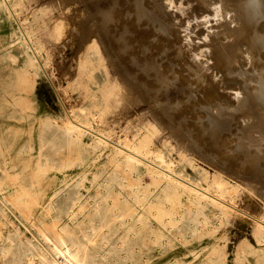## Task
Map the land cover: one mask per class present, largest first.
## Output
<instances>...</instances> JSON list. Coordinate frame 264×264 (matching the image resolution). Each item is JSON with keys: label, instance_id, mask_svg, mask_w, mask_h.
Listing matches in <instances>:
<instances>
[{"label": "rangeland", "instance_id": "rangeland-1", "mask_svg": "<svg viewBox=\"0 0 264 264\" xmlns=\"http://www.w3.org/2000/svg\"><path fill=\"white\" fill-rule=\"evenodd\" d=\"M12 2L16 19L0 11V72L10 74L15 84L28 55L23 51L20 21L39 40L43 69L33 68L28 93L32 108L21 106L12 112L11 107L6 114L0 109V264H14L23 251L34 253L39 264L38 252L48 250L42 228L55 220L69 225L72 236L63 231L68 239L88 244L92 253H105L106 264H178L179 257L188 264H202L212 250L222 253L225 264H235L237 256H244L248 240L264 254V239L258 240L253 232L254 217L264 218V166L259 169L264 141L247 142L242 152L237 143L243 130L264 138V126L260 127L264 56L255 64L249 51L242 49L246 44L233 41L242 32L233 0ZM221 43L233 45L234 69L232 61L227 64L213 57ZM240 46L247 54L240 53ZM92 47L100 52L95 60L100 57L102 64L93 70V80L85 72ZM242 86L246 94L251 88L259 95L257 105L245 101ZM104 93L108 104L102 112L94 102ZM61 101L115 142H137L149 132V150L161 151L175 169L195 179L207 175L204 184L218 175L228 189L227 201L240 211L219 212L214 206L203 210L190 205L186 196L178 200L154 184L145 165L134 169L124 162L116 165L121 157L116 146L96 147L88 132L73 141L63 128L68 113ZM11 112L16 117H7ZM215 116L223 117L219 130L213 124ZM213 125L217 131L209 128ZM95 204H100L99 211ZM23 205L32 207L30 218ZM162 212L166 225L160 221ZM146 215L166 231L160 242L155 236L150 256L141 232ZM247 256L256 258L252 253Z\"/></svg>", "mask_w": 264, "mask_h": 264}, {"label": "bare ground", "instance_id": "bare-ground-1", "mask_svg": "<svg viewBox=\"0 0 264 264\" xmlns=\"http://www.w3.org/2000/svg\"><path fill=\"white\" fill-rule=\"evenodd\" d=\"M233 3H234V10L236 11V12H234V11L233 12H234L235 16H237V18H238L237 24L239 25V27L242 30V32L240 34H238L236 36V38L233 39V41H236L239 44L240 43L246 44V46H244L245 48H242V49L243 50L246 49V50H244L245 52H247V50H248L249 53L248 54L247 53H243L244 51L241 49V46H240V53L247 54V56L252 57L253 58L252 61L254 62V60H255V64H256V63H258V62H256L257 59L263 58V56H264V0H233ZM89 5L91 6V4H89ZM15 6L16 5H15V3L12 2V0H0V11L5 10L9 15H11L12 17L14 16L15 19H16L17 16H16L15 8H14ZM195 11H197V10H195ZM21 23L22 22L20 21L21 39L23 40V43H24V46H23L24 50L23 51L27 52L28 55L26 56V58L24 60V64L19 69L20 70L19 76H18L17 80L15 81V84H14V82L11 81L12 79H11V75L10 74L9 75H4V74H1V72H0V109H1V112L3 114H6L8 112V110H11L10 109L11 107H12V112H15L21 106L23 108H28V107L32 108V104H33L32 101L33 100H32V98L30 96H28V93H29V90H31L30 83H31V77L34 74L33 73V68L36 67L37 69H39V68L43 69V65L40 62V60L38 59V46H40V45L37 42L39 40L37 39L38 41H36V38H35L34 34L30 30L25 29L23 27V24L21 25ZM91 46H93V45H91ZM95 47H97V46L95 45ZM39 51H40V49H39ZM30 52H32V53H30ZM97 52H98L97 48L96 49L93 48L92 51H91V55L88 56L86 58V60H85V72H86L87 76L90 77V79L94 78L93 70L97 67V65L99 66V64L101 62V60L99 62L100 57H99V59L95 60V55L96 56L98 55ZM250 52H251V54H250ZM98 53H100V52H98ZM212 54H213V57L218 58V59H223L227 64H229L232 61L231 62V66L233 67L232 69H234V65L236 66V64H235L236 62L234 61L233 57L236 58V59H237V57L234 56L233 45H231L229 43H221L217 47V49H215L213 51ZM244 58H246V56L245 57L243 56L242 59H244ZM239 59L237 61H239ZM247 60L249 62V59H247ZM263 60H264V58L262 59V61ZM262 61H260V62H262ZM250 63H252V62L250 61ZM262 63H263L262 64V68H264L263 67L264 62H262ZM255 64H253V65H255ZM100 65H102V64H100ZM240 68H242V66H240ZM259 68H260V66H259ZM236 70H238V68ZM260 71H264V70H260ZM258 74H260V73H258ZM252 75H254V74H252ZM248 76H249V73H248ZM256 78L258 80V78H260V76L259 77H255V79ZM240 79L241 78L239 77V80ZM91 80H93V79H91ZM242 80H241V85H243L242 84V82H243ZM109 82H111V80ZM247 82H249V81H247ZM105 83H107V82H105ZM107 84H108V86L111 85V83L110 84L107 83ZM244 85H247V84H244ZM254 85L251 88H253ZM263 85H264V82H263ZM85 86H87V85H85ZM242 87L244 88V86H242ZM81 88H82V86H81ZM251 88L248 89V93L247 94H246V90L247 89L244 88L245 89L244 93L247 96V99L245 101L246 102L250 101L253 104L257 105L255 102L260 97L256 93L251 92L250 91ZM255 88L256 87H254V89ZM83 89L84 90H82V89L81 90L84 92L85 91V87H83ZM260 91H261L260 96H262L261 99H263V101H264V86H263V88ZM86 92H88V91H86ZM207 95L208 94H206V96ZM201 96H202V94H201ZM107 100H108L107 95L104 93V94L101 95L99 100L94 102V104L97 105V107H99L101 111H102V109H104V111H105V108L107 107V104H108ZM245 101H243V102H245ZM259 101H260V99H259ZM259 103H261V102H259ZM262 104H264V102ZM61 105L63 106V108L66 109V111L68 113V119H67L68 121H66V123L63 124V128L66 131V134L68 135V137L70 139H73V141H80L81 134H83L85 132H88V133H90L93 136V140L95 141V143L93 141L92 142L94 143V145L96 147H99V145L109 144V143H112V144H114L116 146V148L121 153V157H119L120 159L117 160L116 165H120L121 162H124L125 164L128 165V167L130 169L131 168L132 169L137 168L141 164L145 165L146 166V170L150 174V176H151L150 178H152L154 184L155 183L160 184L162 187H164L165 190H167L168 192H171L175 197H177L178 200H179V198L181 196H186L187 200L190 201V205H195V206H197V207H199V208H201L203 210L210 209L209 208L210 206H214L215 209L219 210V212L220 211L223 212L222 210H227V209H230V208L232 210L240 211L236 207V205H234L231 202L227 201L226 192L228 191V189H227V187H225L224 181L221 180V178L218 175H214V178L209 183L204 184L202 180L203 179H207V175H205V174L202 175L201 174V178L195 179V178L191 177L189 174L185 173L183 170L175 169L174 166H173V162L167 160L165 158L164 154L161 151H159L157 153H154L153 151L149 150L147 148V146H146V145H148V143H149V141L151 139V137H150L151 134L149 132H147L143 136H141L137 142H128V141H126V142L125 141H122V142H118L117 141V142H115L106 133L100 132L99 130L97 131V129L95 130L94 128H92L88 120H86L85 118L81 119L78 116H76L75 114H73V112L68 110V108L65 106L64 102L61 101ZM263 106L264 105H262L261 107L263 108ZM261 109H260V111H261ZM263 110H264V108H263ZM18 111H20V110H18ZM106 111H107V109H106ZM249 111H251V110H249ZM260 111H258L259 112L258 114H260ZM12 112H11V114L7 115V117H16L15 115H13ZM81 112H82V110H81ZM92 117H94V116H92ZM215 117H217L215 119H217V121H219V122L214 120L213 124H215L216 126L215 125L209 126V128L215 126L216 129L219 130L220 128H222V125L224 124V123L221 122V120H223V117L222 116H219V117L215 116ZM263 119H262V122L260 124H262V123L264 124V120ZM258 126H260V125H258ZM262 126H264V125H261L260 127H262ZM215 127L213 129H215ZM227 127H228V125H227ZM239 127H241V126H239ZM64 130H63V132H64ZM224 130H226V129H224ZM248 131L246 132V134L245 133L243 134V132H245V131L243 130V132H242V131L239 130V132H242V135H240V137L238 138L239 141L236 140L238 145H240L239 149H241V148L245 149L244 145L247 142H254L255 143V142L260 140L259 142L261 143V142L264 141V138L262 136H259L258 135L259 133L257 134L256 131H254V132H253V130H252V132H248ZM262 131H263V129H262ZM209 133H213V131L212 132L210 131ZM263 133H264V131H263ZM210 135H212V134H210ZM217 135H219V134L217 133ZM6 136H7V134H4V137H6ZM222 136H223V134H222ZM213 138H214V135H213ZM215 138H216V136H215ZM217 138H216V140H217ZM224 138H226V137H224ZM224 138L222 137V139H224ZM218 140H219V138H218ZM223 142H224V140H223ZM5 145L11 146L12 144L5 143ZM247 145H250V144H247ZM145 147L148 149L147 151L145 150ZM243 149H241V152L243 151ZM228 159L230 160V158H226L225 160L227 161ZM261 160H264V158H262ZM252 161H254V160H252ZM250 162H247V163H250ZM235 163L237 164L236 161H235ZM241 164H243V163L240 162L239 165H241ZM230 165H231V163H230ZM248 165L251 166V164H248ZM262 166H264V163L263 162L259 163V169H262L261 168ZM245 167H246V165L245 166L242 165L241 166L242 170H244L243 168H245ZM6 168H8V163H5V169ZM235 168H238V166L235 167ZM253 169H255V168H253ZM233 170H236V169H233ZM233 170L231 168V171H233ZM247 170H248V168H247ZM253 172H256V171L253 170ZM257 172H256V174H257ZM228 173H229V171H228ZM240 174H243V172L240 173ZM256 174H255V176H258ZM248 177H250V176H248ZM149 186H150V184H149ZM145 193H147V192H145ZM142 199H143V197H142ZM50 200H51V203H52L53 202V197L52 196H51ZM137 204H138V202H137ZM17 205L20 206V205H22V203L19 202V203H17ZM23 206H26V205H23ZM26 207H25L24 211L26 213H28V215H29L28 218H30L31 208L32 207L31 206H26ZM95 209L97 211H99L101 209L100 204H95ZM45 211H47V210H45ZM134 212H135V210H134ZM216 212H217V210H216ZM60 213L62 214V212H60ZM245 213H247V212H245ZM160 216L162 218V220H160V221L163 224H165V225L168 224V222L164 220V213L163 212H162V215H160ZM254 218H255V222H256V226H255L254 231H253L254 235H255V237L258 240L264 239V218H258V217H254ZM149 221H150L149 216L146 215L144 217V221H143L144 222L143 223L144 224V228L143 229L141 228V232H142L143 238L146 241V244H145L146 253H149V256H150L151 253L156 248V244H155V241H154V240H156L155 236H158V240L160 242V239H161L162 235L164 236L166 231L162 230L160 228H157V226H154ZM177 222L178 221L174 222L173 225L177 224ZM66 223L68 224V222H66ZM45 229L51 230L50 231L51 234L48 232V230H45ZM42 231L44 233V235L43 234L42 235L45 238L44 241L46 242V246L48 247V250H45V248H44L42 251L38 252V254H39V264H91L92 261H94V260H90L92 258H94V259L97 258L99 260V261L96 260L97 262L94 261V263H96V264H106V261H105L106 258H104L105 257V253H103V252L92 253V252L89 251L88 244H85V243L81 242L80 240H78L76 242L75 239H74L75 237L72 238V239H70V238L68 239L65 236L63 231H65L67 234L70 233V236H72L71 235L72 234V230L69 227V225H64L63 226V225H61L59 223V220H55L54 224L50 225L49 228L48 227L47 228H42ZM88 239L91 240V238H88ZM93 240H94V238H93ZM102 242L105 243L106 241L103 240ZM29 243L33 244L34 241L31 240ZM122 243H123V241H122ZM212 251L209 253L208 257H206V259L205 258L202 259L201 263L202 264H225V260H224V262L221 260V254L222 253H214ZM190 252H193V249H191ZM242 252H243L244 256H237V258L235 260V264H262V260L264 259V254H261L259 252V249H257L252 244V242H250L249 240H248V242L243 244ZM250 253L255 255V257H256L255 260H251L250 258H248L247 254H250ZM240 254H241V252H240ZM194 255H195L194 258L197 257V254L194 253ZM152 256H154V255H152ZM60 257H63L61 261L59 260ZM37 260L38 259L35 258L34 253L24 252L23 251V252L18 253L16 262H14V264H26V263H28V264H34V263L37 264L36 263ZM132 260H133V258H132ZM177 260H178V264H188L184 260V257H179V259H177Z\"/></svg>", "mask_w": 264, "mask_h": 264}]
</instances>
